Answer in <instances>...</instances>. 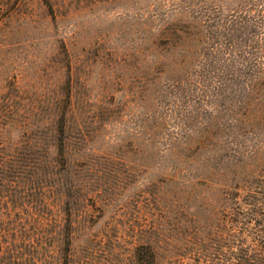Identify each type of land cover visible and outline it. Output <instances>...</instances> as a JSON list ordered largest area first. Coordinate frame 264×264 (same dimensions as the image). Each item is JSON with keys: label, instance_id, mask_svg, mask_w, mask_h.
Here are the masks:
<instances>
[{"label": "rangeland", "instance_id": "374dc122", "mask_svg": "<svg viewBox=\"0 0 264 264\" xmlns=\"http://www.w3.org/2000/svg\"><path fill=\"white\" fill-rule=\"evenodd\" d=\"M0 264H264V0H0Z\"/></svg>", "mask_w": 264, "mask_h": 264}, {"label": "trees", "instance_id": "16d2710c", "mask_svg": "<svg viewBox=\"0 0 264 264\" xmlns=\"http://www.w3.org/2000/svg\"><path fill=\"white\" fill-rule=\"evenodd\" d=\"M216 58H217V62H218V65H219V60H220L221 58H218V57H216ZM221 61H222V60H221ZM221 61H220V62H221ZM219 67H220V66H219Z\"/></svg>", "mask_w": 264, "mask_h": 264}]
</instances>
